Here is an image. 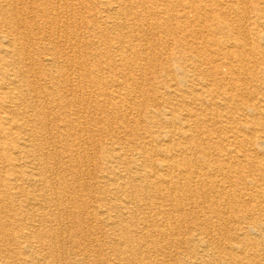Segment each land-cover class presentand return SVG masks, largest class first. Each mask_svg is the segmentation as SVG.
<instances>
[{
    "label": "bare ground",
    "instance_id": "6f19581e",
    "mask_svg": "<svg viewBox=\"0 0 264 264\" xmlns=\"http://www.w3.org/2000/svg\"><path fill=\"white\" fill-rule=\"evenodd\" d=\"M18 1L0 2L20 34L0 45V104L20 116L0 130V264H264V0L244 28L203 27L192 42L171 0L153 23L133 0H50L52 14L37 7L56 45L50 89L15 66L29 54L15 43L34 39ZM196 1L185 14L224 10ZM148 63L165 64L152 72L165 82L135 78Z\"/></svg>",
    "mask_w": 264,
    "mask_h": 264
},
{
    "label": "rangeland",
    "instance_id": "374dc122",
    "mask_svg": "<svg viewBox=\"0 0 264 264\" xmlns=\"http://www.w3.org/2000/svg\"><path fill=\"white\" fill-rule=\"evenodd\" d=\"M2 1H4V0H0V2H2ZM32 1H33V3H36V5H35L36 8L39 7L43 11L45 9L47 15H49V13L52 14L51 13L52 9H50V5H51L50 0H40V1L32 0ZM32 1L31 0H23V1H18V3L15 4L19 11L23 10L22 14L18 12V15L15 16L18 20L16 22V24H19L17 26H21L25 33H27L28 31H31L34 39L29 40L28 43H26L25 48L21 47V45L19 43H17V42L15 43L16 49L25 51V54H27V53H29V54L24 55V57H20L19 59L14 58V61H15L16 67H22L23 68L24 76H26V79L29 78V80H32V82H29L30 85L44 86L46 88L52 84V78H54L53 74L51 73V71L54 72L53 71L54 67H53V64H52V61L50 60V58H52L53 55H55V50L53 51V49H56L55 48L56 45H55V42L53 41L54 35H53V31L51 30V25H50V23H48V17L49 16H47L46 13H44L45 14L44 16H41L40 14H42L41 13L42 10L39 8H37V9H38V12H40V13H38L37 9H35L33 7H30L31 9L26 8V6H28V4H30V2H32ZM41 1H42V3L40 4ZM110 1H112V2L116 1L115 4H119V2H121V0H110ZM124 1H126V0H124ZM134 1L138 2V5L133 4L131 6L134 14H135V12H137L136 15H138V16H141L142 14H144V17L149 21V23H153V21H155V18L158 16L157 12H155V8H157L159 6L162 7L163 6L162 4L168 3V2L163 1V0H133V2ZM171 1L174 2L176 5H179L178 8L181 9L179 20L187 22V24L189 26L187 31L179 32V33H177V35L180 38H182L186 35V38L190 42H192L193 39H198V38L201 39L202 35H209L208 31L202 33L201 36L198 35L196 37H195V34L192 33V30L198 31L199 29H202L203 27L222 25V23L225 22V23L230 24L231 27L232 26H238V27L244 28L246 24L243 23V20L246 19L248 16L252 15L251 12H248L250 9L248 6L251 3L259 2L261 0H259V1L258 0H236V1L235 0H199V1H196V3L207 2L211 5L218 4L220 7L224 8V10H222V11H216V12L211 11V12H205V13L203 12V14H201V15H199V14L195 15L194 13H189V12H186V14H185V12L182 10L181 5L182 4L184 5L186 3L191 2V0H171ZM5 2H6V0H5ZM96 2H95V0H87V3L90 6H91V4L95 6ZM140 2H142V4H140ZM19 4H21V5H19ZM148 4H150V6ZM155 4H159V6H157ZM20 6H21V8H20ZM39 10H41V11H39ZM186 10H189V9L186 8ZM147 11H148V13L150 11L151 12L148 14ZM158 14H160V13H158ZM160 16H161V18H163L166 16V14H160L158 17H160ZM188 16H189L190 21L188 19ZM173 18H174L173 23H175V21H176L175 17H173ZM7 19L8 18H2V16H0V45L6 43V39H4V37L17 38V36L20 35L12 27V25L7 21ZM23 19L26 21H24ZM30 20H31V22H30ZM28 23L30 26H26V24H28ZM139 27H141V28H138V31L141 35H143L144 38L149 39L152 37L151 36L152 32L148 28L147 24H143ZM154 31L158 34H161V35L165 34V33L164 34L161 33L160 31L158 32V30H154ZM18 32L21 33V31H18ZM194 33H196V32H194ZM165 36H167V35H165ZM156 47L158 49H160L161 44H158ZM51 50H52V52H51ZM4 55L5 54L1 53V51H0V57H2ZM144 55H146V54H144ZM6 58L10 62H12V59L10 57H6ZM47 58L49 61L47 60ZM164 65L162 63H160V64H158L157 67H155L153 65H150L149 63L145 64L144 68L146 70V73H149L151 75H149L147 78L142 80L140 73H138L137 75H135V78H137L138 81H143L148 85L153 84V85L157 86L159 84H162L163 82L166 81L165 78H162V77L156 78V75L153 74L152 72H155L156 70L162 69L164 67ZM11 69H12L11 66H9L8 67V74L10 77H13L14 72ZM15 69L16 68L14 67V70ZM105 75L109 78L108 73H106ZM142 78H143V76H142ZM0 84H3V78L2 77H0ZM25 88H29L28 82L26 83ZM48 89H50V87H48ZM31 95H33V93ZM0 98H2V99L5 98L6 100L8 99L7 94L5 92V89L0 88ZM13 101H14V99H13ZM30 102H33V96L31 97ZM42 104H45L46 109L50 110L52 107L51 98L39 97L37 99V102L32 103L33 109L40 108L42 106ZM7 105L4 106L3 104H0V130L3 128L4 132L8 131V127L10 126L8 124L9 119H12L15 116L18 118L20 117L17 115L18 113L14 112V110H11V109L9 110L7 108ZM39 105H41V106H39ZM38 110L39 109H37V111ZM7 116H9V119L7 118ZM14 139H16L18 141H16V140H5L4 145L5 146L9 145V146H13V147L19 146L21 139H17V138H14ZM11 141H13V142H11ZM81 182L83 184H85V183L89 184V182H92V181L90 178L85 177V179H83ZM78 193H79V196H81V198L84 197L90 205L95 203L94 199H96V196L95 195L94 196L88 195V190L87 189L84 190V187H81L79 189ZM83 218L86 220L88 219V217L85 218V216ZM83 222H84V220H83ZM87 222L90 223L91 221L88 219Z\"/></svg>",
    "mask_w": 264,
    "mask_h": 264
}]
</instances>
